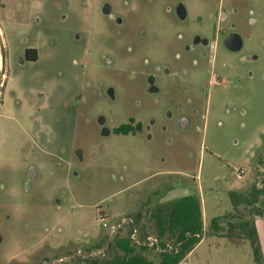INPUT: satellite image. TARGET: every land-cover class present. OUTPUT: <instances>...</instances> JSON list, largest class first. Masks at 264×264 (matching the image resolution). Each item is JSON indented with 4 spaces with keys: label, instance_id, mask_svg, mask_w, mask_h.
<instances>
[{
    "label": "rangeland",
    "instance_id": "1",
    "mask_svg": "<svg viewBox=\"0 0 264 264\" xmlns=\"http://www.w3.org/2000/svg\"><path fill=\"white\" fill-rule=\"evenodd\" d=\"M188 1L192 19H207L218 0ZM259 2L263 6V0L252 6L256 35L264 22ZM0 3L6 6L0 15L13 5L16 11V23L6 27L12 61L24 48L22 35L41 50L39 60L22 68L15 58L9 92L0 104V264H48L78 248H96L106 237L103 217L117 225L145 204L186 195L199 196L205 223L235 213L232 194L250 190L264 171V52L250 71L240 64L239 83L205 89L199 130L172 136L174 144L116 135L99 142L87 125L72 120L63 99L86 77L88 11H74L73 23L82 30L75 45L66 35L56 36L54 23H43V33L40 25L35 31L27 26L30 10L48 8L39 0ZM102 106L97 102L90 112ZM113 107L122 114L121 106ZM240 208L236 215H246L247 207ZM206 242L233 241L209 235Z\"/></svg>",
    "mask_w": 264,
    "mask_h": 264
},
{
    "label": "flooded vegetation",
    "instance_id": "2",
    "mask_svg": "<svg viewBox=\"0 0 264 264\" xmlns=\"http://www.w3.org/2000/svg\"><path fill=\"white\" fill-rule=\"evenodd\" d=\"M39 2L48 11L30 10L32 20L22 26L35 31L40 25L43 33V23H54L56 36L66 35L73 44L82 39L78 22H84L80 18L78 26L73 23L74 11L79 7L88 11L86 77L63 99L72 120L87 125L99 142L116 135L174 144L172 136H182L193 127L199 130L196 123L205 89L239 83L240 64L250 71L264 52V22L256 35L255 0H218L207 19L201 15L192 19L188 0ZM262 3L260 10H264ZM0 7L6 6L0 3ZM4 14L0 15V104L9 92L15 58L21 68L41 58L40 48L22 35L24 48L12 61L6 27L16 23L14 5ZM97 102L104 106L90 112ZM115 105L123 111L119 116ZM150 108L161 109L162 114H151ZM75 152L83 160L81 147L76 146Z\"/></svg>",
    "mask_w": 264,
    "mask_h": 264
},
{
    "label": "trees",
    "instance_id": "3",
    "mask_svg": "<svg viewBox=\"0 0 264 264\" xmlns=\"http://www.w3.org/2000/svg\"><path fill=\"white\" fill-rule=\"evenodd\" d=\"M232 201L235 213L214 217L207 226L203 222L202 203L197 195L182 196L152 207L145 204L128 216L133 222L112 236L106 234L105 239L97 245L96 248L107 247L104 255L86 259L75 257L56 264H179L203 237L209 235L248 240L256 264H264L254 222L264 211V171L260 181L250 190L243 194H232ZM243 204L247 207L246 215H236ZM144 215H148L147 222L143 221ZM135 227L141 238L155 235L158 246L137 244L131 237Z\"/></svg>",
    "mask_w": 264,
    "mask_h": 264
},
{
    "label": "crops",
    "instance_id": "4",
    "mask_svg": "<svg viewBox=\"0 0 264 264\" xmlns=\"http://www.w3.org/2000/svg\"><path fill=\"white\" fill-rule=\"evenodd\" d=\"M254 222L264 258V211L261 217L254 219ZM204 225L207 226L208 223L204 222ZM230 239L233 242L208 243L206 242L208 236H205L179 264H256L253 249L248 240L234 237Z\"/></svg>",
    "mask_w": 264,
    "mask_h": 264
},
{
    "label": "built area",
    "instance_id": "5",
    "mask_svg": "<svg viewBox=\"0 0 264 264\" xmlns=\"http://www.w3.org/2000/svg\"><path fill=\"white\" fill-rule=\"evenodd\" d=\"M244 172L245 171L243 169L239 170L237 173V178L242 179ZM102 220L104 221L103 226L106 229V234H108L109 236H112L118 231H121L125 227L126 224L133 222V220L130 217L123 218L122 222L117 225H110L108 221H105V217H103ZM131 237L137 244H145L150 247L158 246V239L156 238L155 235H149L145 238H141L139 235V230L136 227L133 229L131 233ZM106 248H107L106 246L99 247V248H90L88 250L79 248L76 250L75 254L82 258H90V257L98 256V255H104L106 253ZM71 257L72 256L70 254L61 256L56 260L48 261V264L61 263V262L67 261Z\"/></svg>",
    "mask_w": 264,
    "mask_h": 264
},
{
    "label": "water",
    "instance_id": "6",
    "mask_svg": "<svg viewBox=\"0 0 264 264\" xmlns=\"http://www.w3.org/2000/svg\"><path fill=\"white\" fill-rule=\"evenodd\" d=\"M29 174H30V178H34V177H35V175H36V171H35V168H34V167H32V168L30 169ZM1 240H2V238H1V236H0V242H1Z\"/></svg>",
    "mask_w": 264,
    "mask_h": 264
}]
</instances>
